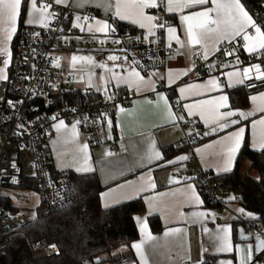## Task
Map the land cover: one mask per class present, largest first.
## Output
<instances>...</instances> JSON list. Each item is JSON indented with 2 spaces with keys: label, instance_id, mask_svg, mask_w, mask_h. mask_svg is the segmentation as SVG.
Instances as JSON below:
<instances>
[{
  "label": "snow or ice",
  "instance_id": "6c2138e0",
  "mask_svg": "<svg viewBox=\"0 0 264 264\" xmlns=\"http://www.w3.org/2000/svg\"><path fill=\"white\" fill-rule=\"evenodd\" d=\"M90 7L102 9L104 17L79 11ZM121 21L137 26L140 35L121 34ZM36 26L40 31H28ZM65 30L69 34H64ZM73 30L91 34L99 47L87 54L73 52L70 55L69 67L79 74L69 73L72 79L66 77L65 82L82 85L80 90L86 97L93 92L102 94L98 102L102 107H97L91 115L80 113V118L73 119L70 125L66 118L76 117L78 107L65 106L58 109L59 114L36 115L34 120L28 121L25 112L40 111L37 97L45 106L55 105L62 102L63 91L72 90L59 89L58 81H53L51 76L35 75L41 71L34 60L38 54L51 66L61 67L65 58L54 54L59 51L58 46L49 44L51 51L38 53L32 45L47 43L54 32L60 34L57 39L64 46L73 38L79 42L82 37H72ZM18 36L24 37L18 42L27 49H19L18 62L32 69L27 76L11 75L17 51L13 41ZM109 43L113 47L106 48ZM135 45L145 46L147 57L137 59V54L132 53L129 59L128 48ZM186 53L191 57L187 66H169L166 71H160L165 60L171 62L177 56L185 57ZM241 53L247 63L241 59ZM97 69L101 71L97 73ZM16 79L29 81V86L17 87L13 84ZM45 86L48 91L44 90ZM238 86L255 90L248 96L253 105L251 109L239 107L233 99ZM124 89L133 95L149 93L154 99L133 100L132 107L126 108L127 97L120 94ZM261 89H264V16L251 11L246 0H0V105H3L0 123H11V135L20 137L21 141L24 134L31 137L38 136L39 132L51 138L40 121L48 123L56 134V138L51 139L53 149L60 156L79 161L82 170L76 171L77 176L103 177L97 182H102L104 189L94 193L102 211L142 200L146 206L144 211L131 216L138 227L139 239L126 246L134 250L139 260L130 264H149L145 251L149 243L153 248L166 249L171 264H264V226L259 232L255 230L256 222L264 221V207L258 210L244 206L235 208V216L218 223L220 217L208 206L203 194L209 179L207 174L203 173L205 180L198 183L199 174H190L186 167L192 158L188 152L202 159L207 153L213 159V163L206 164L214 168L213 178L226 180L234 173L237 157L246 146L264 155V90ZM52 92L56 93L55 100L49 99ZM12 93L18 95L9 98ZM141 104L150 106L164 125L178 128L181 136L176 141L160 143L153 132L160 125L143 120L138 109ZM121 116L135 121L132 130L141 138V146L131 140L125 144ZM114 119L121 129L120 148L123 152L131 150V159L126 158L113 167L104 158L117 157L118 153L108 148L96 167L89 143L80 142L78 138V127L91 123L102 136L112 140ZM36 126L39 132H31ZM249 131L250 142H246ZM205 139L210 142L203 143ZM198 141L201 143L197 147ZM26 148L33 151L23 142L17 144V150ZM38 161L39 154L36 163ZM7 167L15 174L10 175L0 167V177L18 184L17 159L13 158ZM165 167L175 169L168 178V183L175 187L160 192L154 173ZM137 172L135 179L125 178ZM35 175L33 172V179ZM252 179L264 185V168ZM238 192L239 189H234L225 203H242L244 195ZM185 207L192 210L184 211ZM156 213L163 219L162 236L151 231L150 217ZM209 221L215 223L214 229L206 226ZM172 224L179 226H170ZM189 224H200L212 240L210 246H201L195 259L187 241Z\"/></svg>",
  "mask_w": 264,
  "mask_h": 264
},
{
  "label": "trees",
  "instance_id": "16d2710c",
  "mask_svg": "<svg viewBox=\"0 0 264 264\" xmlns=\"http://www.w3.org/2000/svg\"><path fill=\"white\" fill-rule=\"evenodd\" d=\"M246 3L254 12L260 8L262 0H246ZM120 24L128 25L122 22ZM130 27L135 29L133 26ZM241 55L244 56L243 53ZM248 96L249 92L242 86H238L237 91L233 92V99L237 101L239 107L248 105ZM85 97L78 89L76 92L61 95L60 105L65 102L73 103ZM247 161L250 162V166L244 171ZM262 168L264 155L246 146L237 157L234 173L229 174L226 180L218 181L228 195L234 189H239L238 194L244 195L243 202H237L241 206L248 210H258L264 207V185L252 179L255 177L252 171L259 174ZM75 173L69 171L72 184L69 203L50 212L39 207L36 218L13 235L7 245L6 254L0 255V264H95L98 256L138 238V229L131 216L145 209L142 200L126 202L111 210L102 211L94 196L97 190L103 189L101 183L97 182L100 181L99 177L77 176ZM17 186L31 192L36 189V180L29 177L20 178ZM203 193L208 204L213 205L204 190ZM1 206L17 209L10 197H2ZM263 223L264 221H257L255 226H261ZM150 226L153 231L161 228L158 216L150 217ZM41 238L55 242L59 253L50 256L34 255L29 241Z\"/></svg>",
  "mask_w": 264,
  "mask_h": 264
},
{
  "label": "built area",
  "instance_id": "2783aa9c",
  "mask_svg": "<svg viewBox=\"0 0 264 264\" xmlns=\"http://www.w3.org/2000/svg\"><path fill=\"white\" fill-rule=\"evenodd\" d=\"M261 4H264V0H262ZM80 11L91 12L97 18L100 16L99 11L92 7ZM254 13L264 16V7L260 6V8L255 10ZM33 30L40 31L38 26H36L35 29L32 27L28 29L29 32ZM120 31L121 34L127 33L128 35L133 37L140 35L139 29L137 28L133 29L128 25L120 24ZM41 34L42 36L44 35L43 32H41ZM64 34H69V33H67V30H65ZM59 35H60L59 33L54 32L51 34V40H49L47 43L32 45V47L37 48L38 53L41 52L46 53L51 51L49 44H56L58 46L59 51L55 52L54 53L55 55H59V53L62 51H73V50L90 51L94 48L99 47L98 43L92 40L91 34H88L87 32L81 33L79 30H73V32L70 35L72 37L81 36L82 39L79 42H77L73 38L70 44L67 46L62 45L60 41L57 39ZM97 36L99 37L101 36V34H97ZM23 38H24L23 36H18V38L14 39L13 41V47L17 51H15L14 53V60L11 71L12 76H16L17 74H22L24 76H27L32 72V69L30 67L18 62L21 59V54L19 49H26L25 44H21L18 42L19 39H23ZM105 47L111 48L113 47V45L109 43L105 45ZM173 51H175V45L173 46ZM128 52H129V59L132 58V53L137 54V59H140L141 57H147L148 55V49L142 45L130 46L128 48ZM119 54L123 55V53H119ZM161 55H163V53ZM241 59L245 60V63H247V59L245 58V56L241 55ZM34 60H35L36 68L41 70L35 73L36 76L38 77L51 76L53 81H58L59 89L61 90L67 88L72 89L71 91H63L62 95L73 93L78 90V88H75L72 83L65 82L66 77L69 80L72 79V77L69 75V72L67 70H65L62 67L58 69L51 66L50 63L46 61L45 57L39 54L35 56ZM167 62H168L167 60L164 61V64L160 66V70L166 69ZM29 83H30L29 81H25L23 79H16L13 81V84H15L17 87L29 86ZM44 90L48 91L46 86L44 87ZM247 91L253 92L255 90L247 89ZM120 94L121 96L127 97V99L124 101V107L129 105L134 97V95L132 93H129L127 90L121 91ZM17 95H18L17 93H12L9 98H15ZM49 99L55 100L56 93L52 92L49 95ZM101 99H102V94L93 92L89 96L83 98L82 100L73 103H66L60 105L61 103L60 102L55 105L45 106L42 104L41 98L37 97L36 101H37V105L40 107V111L25 112V116L28 121H32L34 120L36 115H40V116L46 115L50 117L53 114H59L58 109L63 108L65 106L78 107V115L76 117L69 115L66 118V122H71L75 118H80L79 116L80 113L87 115H91L92 113H95L97 107H102V105L98 103L99 101H101ZM28 106H31V102H29ZM2 108L3 105H0V109ZM0 120H2V115H0ZM40 124H42L43 127L51 134V138H52L55 134V131L50 129L48 123H46L43 120L40 121ZM80 127L85 130L90 145L96 146L106 142L105 136H102L100 134V132L98 131V127L96 125H93L91 123H82ZM30 131L34 133L39 132V127L38 126L32 127ZM200 131L201 133L203 132V130ZM11 132H12L11 123H0V167H4L5 170L9 172L10 175L15 174L14 172H12L10 167H7V165L13 158H16L17 168L20 170L19 180L20 178H24V177L32 178L33 172L36 173L34 178L36 180V189L34 191L37 192L40 197V204L38 208L41 207L44 211L50 212L66 206L71 199V192H72L71 176L68 170H59L55 167L53 168V162L51 159L50 148H49V140L51 138L48 135H45L43 132H39L38 136H31V137L28 134H24L21 141L20 137H13L11 135ZM98 139L99 142H97ZM19 142L25 143L31 149H33V151H29L27 148L24 150H17V144ZM199 142L200 141H198L197 144ZM45 146L47 147L45 148ZM38 154H39V161L36 163ZM33 165H35V167H33ZM203 173H206L207 177L209 178L203 190L207 194L208 200L213 204L215 209L217 211H220L226 204L225 190L223 189L222 186L219 188L216 187V185L220 184V181L213 179L214 173L211 171H202L200 174V181L205 180V175ZM3 182H8L9 184H12L9 182L8 178L0 177V255L6 254L7 245L11 241L13 235L21 231V229L25 225H27L29 222L32 221V220H28L23 215L21 208L13 202L11 196L3 195L1 193ZM12 185L15 186L14 190L18 189L16 193H14L15 199L19 203L26 202L27 197L24 192L26 191L30 192V191L27 189L25 190L21 189L20 187L17 186V184H12ZM2 197H10L12 203L17 206V209L12 210L8 207H2L1 206ZM262 226H264V223L261 226H255V230L259 232L262 229ZM29 244L32 252L34 253V255L37 256L39 255L50 256L59 253L57 244L55 242H50L45 238L30 240ZM123 262H124L123 258L116 259L117 264H123Z\"/></svg>",
  "mask_w": 264,
  "mask_h": 264
},
{
  "label": "crops",
  "instance_id": "0c3cea01",
  "mask_svg": "<svg viewBox=\"0 0 264 264\" xmlns=\"http://www.w3.org/2000/svg\"><path fill=\"white\" fill-rule=\"evenodd\" d=\"M94 8V7H92ZM99 11L100 16L98 18H103L104 14H103V10L102 9H98L95 8ZM80 11V10H79ZM122 23L128 24V26H133L135 29L138 27L135 25H132L131 22L129 21H121ZM106 55V53H105ZM190 54L186 53L185 57H180L177 56L173 61L171 62H167V67L171 66V67H175V68H179V67H185L187 66L189 59H190ZM166 67V69H167ZM165 70H160L161 72L166 71ZM101 70L97 69L96 72L99 73ZM81 89V88H78ZM126 90V89H124ZM264 90V89H261ZM254 92V91H253ZM253 92H249V95L253 94ZM145 97L149 98V99H154V97L149 94V93H142L139 95H134L133 100H140L143 101L145 99ZM132 101L129 105L125 106L126 108H131L132 107ZM253 107L250 99H249V103L247 106L245 107H241L243 109H251ZM139 112L142 115L143 120L146 123H152V124H156V125H160L159 127L153 129L154 135L158 138L160 143H168L170 141H176L180 136H181V131L178 128H174L171 126H167L164 125L163 120H161L157 114L155 113V111L147 105L141 104L138 106ZM120 119L123 121L124 127H125V144L129 143V140H131L132 143L136 144L138 147L141 146V138L139 136L136 135V133L132 130L135 127V121L131 120L129 117L127 116H121ZM70 125L71 122H66ZM200 130L204 131L203 126L201 125ZM111 135L113 137L112 140H107L106 142L101 144V145H96V146H92L90 145L88 139H87V135L86 132L83 128H81L80 126L78 127V138L80 140V142H88L89 146H90V153L93 157V160L96 161V167H99V162L101 161L103 157V153L106 149L111 148V150L113 152L118 153L117 157L114 158H104L107 159V162L109 165L115 167L118 166L120 161L124 160V159H131V150H129V152H123L122 149L120 148V135H121V129L120 127L117 125L115 119H114V125L113 128L111 130ZM56 138V134H54V136L51 139H55ZM216 137H211L210 139H215ZM51 139L49 140V148H50V154H51V159L52 162L55 166V168L59 169V170H68V171H81V167L79 165V161L78 160H73L70 156L68 157H64V156H60L58 154V151L56 149H53V146L51 144ZM210 139H206L203 141V143H209ZM246 142H250V131L248 133H246ZM199 142L196 146H200ZM58 148L60 147L59 145L57 146ZM188 150L186 149V152ZM189 155L192 156L191 159H189L186 163V167L190 170V174H199V181L200 182V174L202 171H211V172H215L214 168L210 169L208 167H206V164H211L213 163V159L209 154H205L204 158L202 159L201 156L199 155H193L191 152H188ZM247 167V170L249 169L250 166V162L247 161L245 163V165ZM177 167H179V165H177ZM175 171L174 168L172 167H165L162 170H157L154 173V176L157 180V184H158V188L157 191L160 192H165L167 191L169 188L175 187L174 185H170L168 183V178L169 176ZM136 175H138L137 173H129L125 178L126 179H135ZM99 177V176H98ZM99 180H103V177H99ZM103 189H104V184L102 182H100ZM102 189V190H103ZM204 194V193H203ZM227 197V194H226ZM207 201V200H206ZM237 203V202H234ZM208 204V202H207ZM237 205H239V207H241V205L239 203H237ZM208 206L214 210L216 212V214L220 217V219L217 221L218 223H222L224 222L226 217H231V216H235L236 213L234 211L235 208H238L237 206H234V204H225V206L220 210L217 211L215 209V207L213 205L208 204ZM146 207V206H145ZM192 209L185 207L184 211H190ZM144 211V210H143ZM140 211V212H143ZM137 212V213H140ZM153 216H158L161 222V228L158 231H153L151 229V231L153 232L154 235H163V230H164V224H163V219L162 217L159 215V213L154 214ZM170 226H179L176 224H172ZM209 229H214L215 228V223L209 221L206 225ZM188 228V235H187V241L190 245L191 248V254L193 259L196 258V256L199 254V252L201 251V246L203 245L204 247H208L212 244V240L209 236L208 233H204L202 231V227L200 224H189L187 225ZM138 229V227H137ZM139 239V236L136 240ZM172 239V238H170ZM134 240V241H136ZM133 241V242H134ZM254 242V241H252ZM132 243V242H131ZM129 244H123L120 245L116 248H114L113 250H111L109 253H105L102 254L100 256H98L96 258V263L95 264H117L116 263V259L117 258H123L124 262L123 264H130V261H137L139 260V257L135 255L134 250L131 249L130 247H126ZM145 251L146 254L148 256V260H149V264H171V261L168 258V254H167V250L166 249H161V248H153L151 243L146 244L145 245ZM174 255V253H173Z\"/></svg>",
  "mask_w": 264,
  "mask_h": 264
},
{
  "label": "rangeland",
  "instance_id": "374dc122",
  "mask_svg": "<svg viewBox=\"0 0 264 264\" xmlns=\"http://www.w3.org/2000/svg\"><path fill=\"white\" fill-rule=\"evenodd\" d=\"M73 52H78L80 54H87L88 53V51H84V50H73V51H62V52H60L59 55L65 58V59H62V61H61V67L64 68L65 70H67L69 73L76 71L77 75H78L79 74L78 71L71 69L69 67V64H68V58L70 57V55ZM77 67L79 69V66H77ZM72 84H73V86L75 88H82V85H78L75 82H72ZM243 169H244V171H247V167L246 166H244ZM252 175L257 176L258 175L257 171H252ZM14 188H15L14 185L9 184L8 182H3L1 193L3 195L11 196L13 202L15 204H17L21 208V210L23 212V215L28 220H34L36 218V216H37V209H38V206L40 204V197H39L38 193L35 192V191H31V192H27L26 191V192H24L26 197H27V201L23 202V203H19L15 199V196H14V193H16V191L18 189L14 190ZM232 204H234V206L239 207V205H237V203H232Z\"/></svg>",
  "mask_w": 264,
  "mask_h": 264
}]
</instances>
